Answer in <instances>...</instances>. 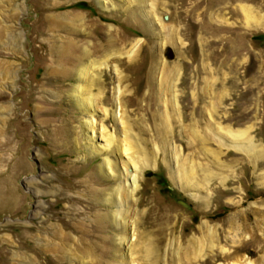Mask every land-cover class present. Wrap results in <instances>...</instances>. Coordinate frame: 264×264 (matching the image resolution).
I'll return each mask as SVG.
<instances>
[{
  "label": "rangeland",
  "instance_id": "rangeland-1",
  "mask_svg": "<svg viewBox=\"0 0 264 264\" xmlns=\"http://www.w3.org/2000/svg\"><path fill=\"white\" fill-rule=\"evenodd\" d=\"M83 65L89 109L78 94ZM169 74L175 84L160 95ZM122 119L154 165L116 223L107 189L119 183L115 165L125 167L112 152ZM183 161L194 164L191 180ZM260 207L264 0H0V264H121L124 253L131 264H165L160 253L178 256L204 222L223 233L219 245H237V222L258 228ZM144 217L168 227L163 247L157 224L132 228ZM216 248L197 260L226 263ZM245 253L261 254L253 243Z\"/></svg>",
  "mask_w": 264,
  "mask_h": 264
},
{
  "label": "bare ground",
  "instance_id": "bare-ground-1",
  "mask_svg": "<svg viewBox=\"0 0 264 264\" xmlns=\"http://www.w3.org/2000/svg\"><path fill=\"white\" fill-rule=\"evenodd\" d=\"M241 8L243 9V11L246 12L248 21L255 18V15L253 14L251 8L247 7L246 5L245 6L241 5ZM140 41H141V39L136 40V42L132 45V47L129 51V54H130V52H133L134 56L137 54V52L139 51ZM111 43L113 44V42H111ZM173 70L175 72H178V66L175 67ZM78 72H79V75L85 79V81H86V79L89 80L90 69L88 68V66H86V65L81 66L79 68ZM172 78L173 77L170 76V74H169V76L168 75L165 76L164 80H166V82L164 83V85L161 84V86H160V91H159L160 95L162 93L164 94V92H166V91L171 90V86L173 87V85L175 84V83H173V82H175V80ZM168 81H169V83H168ZM86 86H87V81L84 82L83 84L80 83L78 85V89L82 90V91L79 92L78 94L80 95V100H81L82 104L85 105L86 109H89V108H91L90 105H93V104H91L92 100H90L93 98V96H89L87 98L83 96V89ZM166 120H167V118H166ZM121 122L123 123V131L120 132V135H119L118 139L116 140V144L112 147V150H113L112 152H114L116 150L120 153V156L123 155L126 158L125 161L123 159H121L124 166H125L124 170H123V168L121 169V167L119 170V168H117L118 164L115 165V167H116L115 168L114 165L111 164L109 157H106V160L108 161L107 164L108 165L111 164L112 165L111 167L112 168L114 167L113 169L116 170L117 174L119 175V177H118L119 183H117L116 186L114 185L115 187L112 186V187L107 189L108 190V199L113 200V202H112L113 207L114 206L117 207L116 209H113L111 211V214L114 218V221H116V223H119V220H121L122 218L123 219L126 218V216L128 214V210L123 208L122 203L123 202L126 203L127 201L129 202L130 197L135 195L136 191L139 189V186H140L139 181H141L140 178L143 175V171L146 168L151 166V163L149 162L150 161L149 155L152 154L151 151H149L150 152L149 154H146V152L144 151L142 157L138 155L137 149L134 146L133 141L129 138L130 132H129V129L127 128L128 125L125 124L123 119ZM251 128H252V125L249 126V129H251ZM191 131L195 134L196 130L194 128H191ZM230 134L232 136H235V137H242V136L248 135L247 130L246 131L245 130H238V132H232V130H231ZM247 137H249V135ZM199 139H200L201 143H203V144H206L209 141V138L207 135L202 136V137L199 136ZM107 141L109 142L108 144L111 146V143H113L112 136L111 137L109 136L107 138ZM249 148H250L249 150H251V151L254 150V148L251 149V146ZM110 153H111V151H110ZM183 162H184L183 166H180L178 169L179 174H181L182 176H185L187 178V180H191V178L194 176V174H196V169L194 168V164H191L190 162L188 163L186 161H183ZM185 165H187V166H185ZM101 167H103V166H101ZM101 171H103V168L101 169ZM121 175H123V178ZM173 176H175V175H173ZM137 200H136V202H137ZM205 201H206V205L209 204V201H207V199ZM131 211L135 212V209H132ZM256 213L258 214V218L256 219V223L259 226L258 228H256L255 224H253V226H251L249 223L247 224L245 221L240 225L237 222V220L239 221V219H238L239 213L238 212L233 213L230 216V218L228 219L230 230L233 229V227L235 226V224L237 222L238 227L236 230H234V231H237V235L233 236L232 239L230 240L233 244H237V245H232L231 247L219 245V243L221 244L222 243L221 241L224 240V237L222 236L223 233H220L216 226L214 227V226L210 225L208 222H204L200 226V236L195 235V236L191 237L188 240L189 242L186 246L180 247V250L184 252L183 255H180L181 254V251H180V252H176L177 254L180 253L178 256H176L173 253L171 256L163 258V254L160 253V256L162 257L161 260H164L165 264L169 263L170 261H177V259H179V261H181L182 259H186V264H205L204 262H202V259L197 260V258L198 257L205 258L206 251H207L206 248H210L211 249L210 251L214 253L215 252L214 247L215 248L217 247L221 252H223L222 255H220V256L222 257V259L224 261H226V263L220 262L219 264H264V208L263 207L258 208ZM146 218L147 217H144V218H141L139 220L133 219L132 228H133V226H134V229H137L140 225L149 227L151 225L156 226V224H157L159 227L156 228L155 231H153V232L156 233L157 235L161 234L157 240H161L162 247H163V243H164V240L166 237V229H168V227L163 226L161 224L162 222L158 223L157 221H153V219H152V221H150V220L148 221V219H146ZM239 226H241V227H239ZM239 228H242L243 232L240 233ZM259 229L262 231V234L258 235ZM127 230L128 229H127V222H126V224L122 226L121 242L122 241L123 242L128 241V243H129V242H131L130 240L133 239V238L129 237V232ZM130 232H132V231H130ZM247 232H249L250 235L248 236L249 239L245 240V239H243L242 235L246 234ZM226 237H227V235H225V238ZM149 242H150V243H148L149 245H146V246L148 247V251L151 252L150 248H153L155 246V244H152V243H154V237L150 238ZM216 242H218V244ZM249 243H251V244L253 243L254 245H256L257 252L261 253L257 259L253 260L250 257V255L247 253H245V255L244 254L237 255L239 250L242 249L243 247H246V244L248 245ZM130 248H132V249L134 248L133 243L130 244ZM168 248H170V246H168ZM159 249H160V245H159ZM121 257H122L121 258V264H131L132 261L130 262V261H128V259H126L125 253L122 254ZM147 257H148V252H147ZM158 258H159V256H158ZM217 258H219V254L216 252V254H213V256L209 259L210 260H217ZM154 264H156V263H154Z\"/></svg>",
  "mask_w": 264,
  "mask_h": 264
},
{
  "label": "water",
  "instance_id": "water-1",
  "mask_svg": "<svg viewBox=\"0 0 264 264\" xmlns=\"http://www.w3.org/2000/svg\"><path fill=\"white\" fill-rule=\"evenodd\" d=\"M186 205V203H184Z\"/></svg>",
  "mask_w": 264,
  "mask_h": 264
}]
</instances>
